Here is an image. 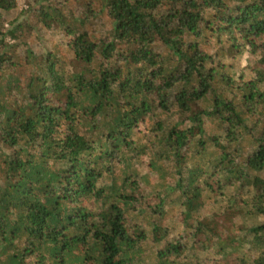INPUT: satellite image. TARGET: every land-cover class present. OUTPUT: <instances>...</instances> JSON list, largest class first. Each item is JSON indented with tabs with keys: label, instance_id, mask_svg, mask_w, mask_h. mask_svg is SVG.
I'll return each mask as SVG.
<instances>
[{
	"label": "trees",
	"instance_id": "trees-1",
	"mask_svg": "<svg viewBox=\"0 0 264 264\" xmlns=\"http://www.w3.org/2000/svg\"><path fill=\"white\" fill-rule=\"evenodd\" d=\"M25 2L0 264H264V0Z\"/></svg>",
	"mask_w": 264,
	"mask_h": 264
},
{
	"label": "rangeland",
	"instance_id": "rangeland-1",
	"mask_svg": "<svg viewBox=\"0 0 264 264\" xmlns=\"http://www.w3.org/2000/svg\"><path fill=\"white\" fill-rule=\"evenodd\" d=\"M19 2H20V0H16V3H17V5H18L17 8H18L19 10H24L25 8L22 7V6H23L22 3H19ZM23 2H24V1H23ZM20 5H21V6H20ZM16 14H17V13H16V11H15V13L12 14V16H11V19L14 18Z\"/></svg>",
	"mask_w": 264,
	"mask_h": 264
},
{
	"label": "built area",
	"instance_id": "built-area-1",
	"mask_svg": "<svg viewBox=\"0 0 264 264\" xmlns=\"http://www.w3.org/2000/svg\"><path fill=\"white\" fill-rule=\"evenodd\" d=\"M24 1V2H23ZM19 3H22V7H24V8H26V2H25V0H20V2ZM21 6V5H20Z\"/></svg>",
	"mask_w": 264,
	"mask_h": 264
}]
</instances>
